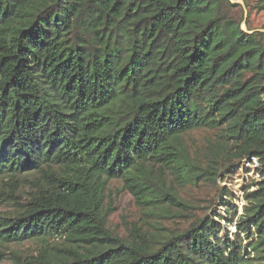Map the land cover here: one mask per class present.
I'll list each match as a JSON object with an SVG mask.
<instances>
[{
    "label": "trees",
    "instance_id": "trees-1",
    "mask_svg": "<svg viewBox=\"0 0 264 264\" xmlns=\"http://www.w3.org/2000/svg\"><path fill=\"white\" fill-rule=\"evenodd\" d=\"M243 21L230 0H0V264H264V34ZM252 160L239 215L222 187L225 217L162 225L190 207L175 183ZM111 181L141 206L123 236Z\"/></svg>",
    "mask_w": 264,
    "mask_h": 264
},
{
    "label": "rangeland",
    "instance_id": "rangeland-1",
    "mask_svg": "<svg viewBox=\"0 0 264 264\" xmlns=\"http://www.w3.org/2000/svg\"><path fill=\"white\" fill-rule=\"evenodd\" d=\"M233 4L239 5L243 12L244 21L241 24V28L244 31L260 32L264 34V12L258 11L255 7L257 2L264 0H231ZM236 14L239 16V10L235 9ZM264 42V38H263ZM212 135L209 132L202 130L193 131L187 138L193 144L194 147H201L205 141L211 138ZM257 161L252 160L251 163L243 162L239 167L232 169L228 175L223 179H218L215 184H206L198 182L197 185L187 184L177 185L175 183L177 193L181 196L183 202H187L190 207L186 211L172 207L173 211H177L176 219L161 220L162 225L169 229L175 227L184 228L186 221H190L195 217H201L207 214H220L225 217V213L221 211V203L217 196V191L222 187L227 188L234 194V204L237 207V214L241 213V207L244 204L243 192L252 182L259 180V175L256 171ZM252 190V186L250 187ZM29 189L25 188L24 192H28ZM109 203H110V216L108 217V226L120 235H125L126 228L133 222H136L141 217V206H139L133 197L123 189V184L120 181H111L109 183ZM24 196V195H22ZM11 210L10 202H0V214L9 212ZM223 227L229 230L230 234L234 233V223L227 225L223 222ZM223 237V233H221ZM7 252H23L27 254L34 253L36 250V244L24 243L22 246L11 245L8 249L2 248ZM5 264H8L6 262Z\"/></svg>",
    "mask_w": 264,
    "mask_h": 264
},
{
    "label": "water",
    "instance_id": "water-1",
    "mask_svg": "<svg viewBox=\"0 0 264 264\" xmlns=\"http://www.w3.org/2000/svg\"><path fill=\"white\" fill-rule=\"evenodd\" d=\"M230 2L233 4L234 2H232L231 0H230ZM250 34L252 33V32H249Z\"/></svg>",
    "mask_w": 264,
    "mask_h": 264
}]
</instances>
